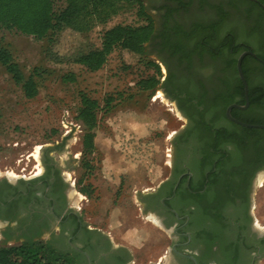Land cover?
Masks as SVG:
<instances>
[{"label": "flooded vegetation", "instance_id": "1", "mask_svg": "<svg viewBox=\"0 0 264 264\" xmlns=\"http://www.w3.org/2000/svg\"><path fill=\"white\" fill-rule=\"evenodd\" d=\"M157 1L137 0L143 26L154 25L144 54L163 74L153 93L162 92L181 122L168 176L138 196L139 217L171 240L154 264H259L264 228L253 196L264 186V133L250 134L228 111L246 123L264 117V0H216L209 18L202 0H183L184 9L180 0ZM225 28L232 31L223 36ZM245 52L248 95L238 69ZM35 162L0 173V246L46 241L81 264H90L86 253L92 264H131L128 248L85 220L71 167L48 151Z\"/></svg>", "mask_w": 264, "mask_h": 264}, {"label": "rangeland", "instance_id": "2", "mask_svg": "<svg viewBox=\"0 0 264 264\" xmlns=\"http://www.w3.org/2000/svg\"><path fill=\"white\" fill-rule=\"evenodd\" d=\"M202 1L209 18L210 5L217 1ZM146 2L155 5L158 1ZM180 4L182 9L190 6L183 0ZM63 5L58 0V6ZM141 9L134 3L88 34L65 29L53 42L0 31V39L10 47L28 76L35 68L44 70L39 78V94L30 99L0 63V171L19 173L23 168L29 169L38 165L35 159L41 162V154L48 151L60 164L69 165L67 171L78 178L79 202L89 225L108 234L114 244L128 248L132 257L136 254V264H148L166 254L171 240L156 225L139 217L138 196L141 190L154 187L169 174L173 140L181 122L179 113L162 92L153 93L160 90L163 74L152 55L118 47L97 72L69 60L81 51L101 47L104 32L117 25L143 26ZM227 31L232 29L225 28L220 34L225 36ZM235 34L240 41L247 38L243 29H236ZM70 74L75 81L65 80ZM154 77L159 80L155 89L141 87V80ZM83 92L102 105L93 130L92 154H87L84 147L87 126L78 118ZM111 96L113 102L107 107L106 99ZM255 121L254 124L264 125V117ZM245 129L250 134L263 133L261 128ZM37 146L40 159L34 157ZM261 182L262 179L263 185ZM253 201L263 229L264 186H257ZM143 227L153 236L150 241L144 239L145 232L140 229ZM259 264H264V259Z\"/></svg>", "mask_w": 264, "mask_h": 264}, {"label": "trees", "instance_id": "3", "mask_svg": "<svg viewBox=\"0 0 264 264\" xmlns=\"http://www.w3.org/2000/svg\"><path fill=\"white\" fill-rule=\"evenodd\" d=\"M0 0V31H10L34 37L37 40L49 39L65 29H72L80 34H88L96 26L107 24L127 6L137 0ZM141 15L146 12L142 8ZM154 35V25L124 26L117 25L104 32L102 45L99 48L77 53L71 60L84 66L91 72H97L107 63L109 56L118 48H124L137 54H144L145 44ZM0 63L13 80L21 85L25 95L32 99L39 94V78L44 70L35 68L28 76L17 62L10 47L0 39ZM160 71V69H158ZM66 81H75L73 74L65 77ZM141 87L155 89L159 80L154 77L141 80ZM113 97L106 99L108 107ZM102 105L99 100L81 93V107L78 118L87 126L84 147L87 154L95 149V132L98 125V113ZM252 120L248 123L254 124ZM264 133V130H262ZM259 135V134H256ZM262 135V134H261ZM0 264H81L77 257L66 255L56 249L50 242L27 241L22 244L0 246Z\"/></svg>", "mask_w": 264, "mask_h": 264}, {"label": "water", "instance_id": "4", "mask_svg": "<svg viewBox=\"0 0 264 264\" xmlns=\"http://www.w3.org/2000/svg\"><path fill=\"white\" fill-rule=\"evenodd\" d=\"M248 53H252V52H245L243 53L240 58H239V61H238V69H239V72H240V75L244 81V83L246 84V91H247V95H248V85H247V81H246V78L244 76V73H243V69H242V61H243V58L248 54ZM255 55V54H254ZM249 104V99L247 101V105ZM236 107H240V108H245L246 106H240V105H235ZM228 115L229 117L234 120L235 122H237L238 124L242 125V126H245V127H254V128H261V129H264V125H258V124H250V123H246V122H242L238 119H235L232 115H231V108L229 109L228 111ZM88 259H89V263L92 264V260L89 256L88 253H86Z\"/></svg>", "mask_w": 264, "mask_h": 264}, {"label": "crops", "instance_id": "5", "mask_svg": "<svg viewBox=\"0 0 264 264\" xmlns=\"http://www.w3.org/2000/svg\"><path fill=\"white\" fill-rule=\"evenodd\" d=\"M143 232H145V234H144V239L146 240V241H150L152 238H153V236L151 235V233H149L148 232V230L147 229H145L144 227L143 228H140ZM145 230H147V231H145ZM142 231H138V232H141L142 233ZM130 232L131 231H129V233H127V234H130ZM134 232V231H133ZM133 234V233H132ZM134 236V235H133ZM158 258H161V257H158ZM158 258H156L154 261L152 260V261H150L148 264H154V263H157V261H158ZM132 259H133V261H132V263L131 264H136V263H139V258H138V256L135 254H133V257H132Z\"/></svg>", "mask_w": 264, "mask_h": 264}, {"label": "bare ground", "instance_id": "6", "mask_svg": "<svg viewBox=\"0 0 264 264\" xmlns=\"http://www.w3.org/2000/svg\"><path fill=\"white\" fill-rule=\"evenodd\" d=\"M163 96V95H162ZM36 152L34 153V157H36L37 159H40V153H41V151H40V147L39 146H37V150H35ZM33 155V154H32ZM2 171H0V173H1ZM9 174H12V175H14L15 173H13V172H10ZM263 182V181H262ZM261 182V183H262ZM84 196V195H83Z\"/></svg>", "mask_w": 264, "mask_h": 264}]
</instances>
